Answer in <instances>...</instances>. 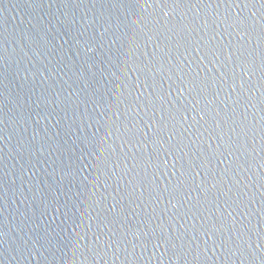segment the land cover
Listing matches in <instances>:
<instances>
[{"label":"water","instance_id":"obj_1","mask_svg":"<svg viewBox=\"0 0 264 264\" xmlns=\"http://www.w3.org/2000/svg\"><path fill=\"white\" fill-rule=\"evenodd\" d=\"M0 264H264V3L0 0Z\"/></svg>","mask_w":264,"mask_h":264},{"label":"snow or ice","instance_id":"obj_2","mask_svg":"<svg viewBox=\"0 0 264 264\" xmlns=\"http://www.w3.org/2000/svg\"><path fill=\"white\" fill-rule=\"evenodd\" d=\"M262 3H264V0H261Z\"/></svg>","mask_w":264,"mask_h":264}]
</instances>
